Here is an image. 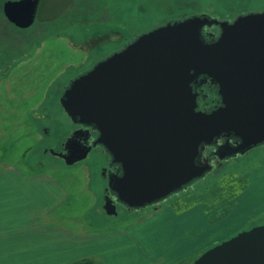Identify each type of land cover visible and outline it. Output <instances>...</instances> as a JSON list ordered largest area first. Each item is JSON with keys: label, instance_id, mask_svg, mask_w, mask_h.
Instances as JSON below:
<instances>
[{"label": "water", "instance_id": "water-1", "mask_svg": "<svg viewBox=\"0 0 264 264\" xmlns=\"http://www.w3.org/2000/svg\"><path fill=\"white\" fill-rule=\"evenodd\" d=\"M41 1L6 0L3 11L15 26L29 28ZM216 22L192 15L149 30L78 76L61 97L73 123L85 128L58 154L67 164L87 158L94 128V144L122 169L109 175L103 205L109 216L119 214L117 202L161 208L171 194L205 177L212 166L198 160L204 144L240 137L218 149L228 159L264 143V11L240 15L232 25L221 21L223 33L210 43L202 28ZM200 75L220 86L223 105L211 113L197 110L192 83ZM194 264H264V225L209 248Z\"/></svg>", "mask_w": 264, "mask_h": 264}, {"label": "rangeland", "instance_id": "rangeland-1", "mask_svg": "<svg viewBox=\"0 0 264 264\" xmlns=\"http://www.w3.org/2000/svg\"><path fill=\"white\" fill-rule=\"evenodd\" d=\"M5 1L0 0V169L15 166L52 175L70 194L64 215L59 212L54 220L72 230L89 232L125 229L153 208L120 206L118 215L109 216L103 208L109 157L93 151L67 164L52 152L74 127L60 103L59 91L95 59L157 25L264 4V0H74L63 11L67 0H53L59 6L52 9L49 4L44 14L49 19L38 18L23 29L7 21ZM56 14V19L51 18ZM164 204L182 211L178 214L198 205L192 208V219L198 214L207 218L208 225L220 223L213 235L214 225L200 236L212 235L214 241L184 264H193L209 248L241 231L264 225V143L241 159L225 163L216 173H207L192 191L172 194Z\"/></svg>", "mask_w": 264, "mask_h": 264}, {"label": "crops", "instance_id": "crops-1", "mask_svg": "<svg viewBox=\"0 0 264 264\" xmlns=\"http://www.w3.org/2000/svg\"><path fill=\"white\" fill-rule=\"evenodd\" d=\"M69 197L48 173L1 168L0 264H73L87 257L102 264H184L214 241L220 225H208L198 214L192 219L198 205L178 214L182 211L163 204L125 229L77 231L54 220L64 215ZM212 225V235L200 238Z\"/></svg>", "mask_w": 264, "mask_h": 264}, {"label": "flooded vegetation", "instance_id": "flooded-vegetation-1", "mask_svg": "<svg viewBox=\"0 0 264 264\" xmlns=\"http://www.w3.org/2000/svg\"><path fill=\"white\" fill-rule=\"evenodd\" d=\"M73 1L74 0H72V1L69 0V4L71 5V3ZM70 5L65 7V8H63V11H64V9H68L70 7ZM56 7H58V4H57ZM260 11H264V4L261 5L257 9H252V8L248 7V8L243 9V10L229 9L225 13L224 12L216 13V14L204 13L201 16H208L210 19H217L219 22L212 23V24H206L205 26H203V28H202L203 38H205L210 43L215 42V41H217L220 38V36L223 33V27H222V25L220 23L221 21H227L229 23V25H232V24H234V22L236 21V19L240 15H246V14H249L251 12H260ZM58 15L59 14H56L55 15L56 17L54 16V17H51V18L56 19L58 17ZM179 20H181V19H179ZM160 25H157L156 27H158ZM143 33H145V32H143ZM143 33L137 34L128 43H124L123 45L120 44L121 45L120 47H115L113 49H110L104 55H102V57H99V58L95 59L89 66H87L86 69L83 71V73H85V72L91 70L92 68H94V66L97 65L100 61L108 58L109 56H111V55H113V54H115L117 52L122 51L123 49H125L130 43H132L136 38H138ZM83 73H80L79 75L73 77L71 79V81H69L68 85L64 86V89L62 91H59L60 103H61V97L63 96L65 90L72 84L73 80H75L78 76H80ZM192 87H193V92L197 94V102H198L197 110H201V111H204V112L211 113V112H213L214 110H216L217 108H219L220 106L223 105V98H222V95L220 93V86L218 84H216V83H213L211 78L208 77L207 75H200L199 77H197L196 80L192 83ZM38 116H40V115H38ZM83 127L85 128V126L83 124H75L74 123V127H73L71 133L67 136V138L75 130H77L79 128H83ZM90 131H91V137H90V141L89 142L92 145L91 152L99 151V152L104 153L105 159H107V157H109L107 165L105 166V170H104L105 177L109 180V175L111 173L121 174L122 173V169H121L120 165L118 163L113 162L112 156L107 151V149L103 145H100V144H96L95 145L94 144V141L97 139V137L99 135V132L96 129H94V128H90ZM66 139H65V141H66ZM65 141L62 143V145H61V147L59 149L55 150V153H54L55 155L60 156L58 153L65 151V148H64ZM237 142H241V138L240 137H236V136H232V137H229V138L228 137H222V138H220L218 140H215L211 144H204V145H202L203 147H201V151H200V155L198 157V160L201 163L209 162L211 164V166H212V169L208 173H216L225 163H228L229 161H231L233 159L239 160L243 156H245L250 150L255 148L254 147V148L248 150L245 153L234 154V155L230 156L228 159L227 158L221 159L217 155V151H218V149L220 148L221 145L226 144V143H229V144H232V145H236ZM261 145H263V144H260L258 146H261ZM198 180H195V181L191 182L190 184H188V186L186 188L176 192L175 195H181L182 196V194H185V193H188V192L192 191V187H193L194 183L196 181H198ZM111 195H112V197L116 196V194L113 193V192H111ZM170 196H172V194ZM169 197L167 199H169ZM117 205H118V209H119L120 206H125L124 204H122L120 202H117ZM125 207L128 208L127 206H125ZM128 209H132V208H128ZM153 210H156V209H153Z\"/></svg>", "mask_w": 264, "mask_h": 264}, {"label": "trees", "instance_id": "trees-1", "mask_svg": "<svg viewBox=\"0 0 264 264\" xmlns=\"http://www.w3.org/2000/svg\"><path fill=\"white\" fill-rule=\"evenodd\" d=\"M70 1H72V0H70ZM50 3H51L50 6H51L52 9L56 8L57 3L55 1H53V0H42V2L40 4L39 15H38V18L40 20L45 21V20L49 19V18L44 17V16H46L44 14H46L49 11V8H50L49 4ZM69 5H70L69 4V0H67V2L65 3L64 8L69 6ZM60 7L63 8L62 6H60ZM7 21L9 22V20H7ZM73 264H102V263L100 261H98L97 259H95L94 257H87V258L80 259V260L74 262ZM193 264H194V262H193Z\"/></svg>", "mask_w": 264, "mask_h": 264}]
</instances>
